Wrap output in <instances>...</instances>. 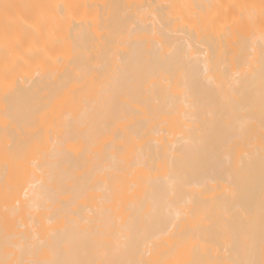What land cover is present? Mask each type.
<instances>
[{
  "label": "bare ground",
  "instance_id": "6f19581e",
  "mask_svg": "<svg viewBox=\"0 0 264 264\" xmlns=\"http://www.w3.org/2000/svg\"><path fill=\"white\" fill-rule=\"evenodd\" d=\"M0 264H264V0H0Z\"/></svg>",
  "mask_w": 264,
  "mask_h": 264
},
{
  "label": "rangeland",
  "instance_id": "374dc122",
  "mask_svg": "<svg viewBox=\"0 0 264 264\" xmlns=\"http://www.w3.org/2000/svg\"><path fill=\"white\" fill-rule=\"evenodd\" d=\"M234 73V68H232V74ZM233 111H234V109H233Z\"/></svg>",
  "mask_w": 264,
  "mask_h": 264
}]
</instances>
